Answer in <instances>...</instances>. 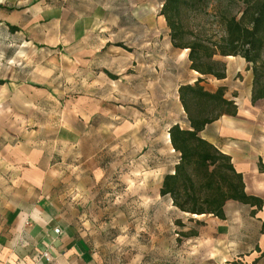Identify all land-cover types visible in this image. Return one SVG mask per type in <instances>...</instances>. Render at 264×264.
<instances>
[{
  "label": "rangeland",
  "instance_id": "374dc122",
  "mask_svg": "<svg viewBox=\"0 0 264 264\" xmlns=\"http://www.w3.org/2000/svg\"><path fill=\"white\" fill-rule=\"evenodd\" d=\"M160 6L161 0L138 8L122 2L121 24L98 23L63 50L0 28V79L45 84L51 100L40 122L48 126L70 125L76 114L96 110L89 132L108 177L98 189L107 196L94 202L105 208L96 217L107 231L100 264H264L260 219L247 205L212 224L210 216L183 213L158 192L177 160L168 128L185 121L177 87L197 76L187 51L171 45ZM102 123L111 132L102 134ZM189 229L197 235L181 234Z\"/></svg>",
  "mask_w": 264,
  "mask_h": 264
},
{
  "label": "crops",
  "instance_id": "0c3cea01",
  "mask_svg": "<svg viewBox=\"0 0 264 264\" xmlns=\"http://www.w3.org/2000/svg\"><path fill=\"white\" fill-rule=\"evenodd\" d=\"M144 1L149 0H0V28L10 36L23 34L36 46L63 50L98 23L121 24L122 2L138 8ZM222 59L226 76H207L200 83L211 92L223 86L237 112L221 115L200 134L230 155L246 193L264 199V173L258 169L264 158V100L251 102L252 72L244 58ZM0 80V264H100L107 231L96 217L105 208L96 209L94 202L107 196L98 189L108 177L89 132L96 110L76 114L70 125L48 126L40 122L51 100L45 84ZM100 127L102 134L111 132L104 123ZM238 204L246 205L227 201L224 219L208 215L209 223L227 221ZM262 211L253 212L259 230Z\"/></svg>",
  "mask_w": 264,
  "mask_h": 264
},
{
  "label": "trees",
  "instance_id": "16d2710c",
  "mask_svg": "<svg viewBox=\"0 0 264 264\" xmlns=\"http://www.w3.org/2000/svg\"><path fill=\"white\" fill-rule=\"evenodd\" d=\"M159 15L171 45L187 51L189 68L198 74L193 83H182L177 90L186 126L176 122L168 128L177 160L163 175L159 194L169 196L175 208L190 216L224 219L229 200L255 207L253 212L264 209L263 198L246 193L242 173L230 155L200 134L221 115L237 112L234 101L224 97L223 86L211 92L200 83L207 76H226L223 57L244 58L252 72L251 102L264 100V0H161ZM258 169L264 173L261 160ZM177 223L183 225L180 220ZM260 232L264 233V219ZM181 234L195 236L197 231Z\"/></svg>",
  "mask_w": 264,
  "mask_h": 264
},
{
  "label": "bare ground",
  "instance_id": "6f19581e",
  "mask_svg": "<svg viewBox=\"0 0 264 264\" xmlns=\"http://www.w3.org/2000/svg\"><path fill=\"white\" fill-rule=\"evenodd\" d=\"M184 51H186V50H184ZM167 137H169L168 133H167ZM168 139H169V138H168ZM194 216H199V215L194 214Z\"/></svg>",
  "mask_w": 264,
  "mask_h": 264
}]
</instances>
